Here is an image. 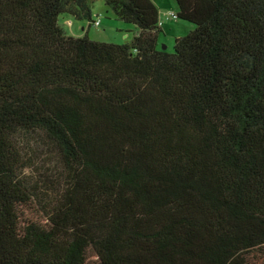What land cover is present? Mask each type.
<instances>
[{
    "label": "trees",
    "instance_id": "16d2710c",
    "mask_svg": "<svg viewBox=\"0 0 264 264\" xmlns=\"http://www.w3.org/2000/svg\"><path fill=\"white\" fill-rule=\"evenodd\" d=\"M101 1L0 0V264H264V0Z\"/></svg>",
    "mask_w": 264,
    "mask_h": 264
},
{
    "label": "rangeland",
    "instance_id": "374dc122",
    "mask_svg": "<svg viewBox=\"0 0 264 264\" xmlns=\"http://www.w3.org/2000/svg\"><path fill=\"white\" fill-rule=\"evenodd\" d=\"M153 3L158 8L161 18L166 13H176V6L173 0H153ZM91 17L93 22L99 20V24L95 28H89L87 34L89 40L117 45L125 43L126 40L123 39L125 35L128 37V40H131L132 27L114 19L112 13L104 7L101 0H93ZM67 20L71 21L72 27L65 24ZM162 22V32L157 37V49L166 53L172 52L175 38L184 37L194 29L193 25L179 20L170 19L164 21L163 19ZM58 25L68 36H81L85 33L84 30L87 27V22L76 21L68 16L61 15L58 18ZM129 30L130 32H127Z\"/></svg>",
    "mask_w": 264,
    "mask_h": 264
},
{
    "label": "built area",
    "instance_id": "2783aa9c",
    "mask_svg": "<svg viewBox=\"0 0 264 264\" xmlns=\"http://www.w3.org/2000/svg\"><path fill=\"white\" fill-rule=\"evenodd\" d=\"M162 18L164 19V21H168V20H170V19H172V20H176V19H177L176 14H174V13H172V12L164 14V15L162 16ZM162 18H161V16H160V18H159V22H158V25H157L158 27H161L162 24H163V22H162L163 19H162ZM98 24H99V20H96V21H94V22L92 23V25L95 26V27H97Z\"/></svg>",
    "mask_w": 264,
    "mask_h": 264
},
{
    "label": "crops",
    "instance_id": "0c3cea01",
    "mask_svg": "<svg viewBox=\"0 0 264 264\" xmlns=\"http://www.w3.org/2000/svg\"><path fill=\"white\" fill-rule=\"evenodd\" d=\"M172 13H174V12H172ZM174 14H175V13H174ZM69 18H70V17H69ZM65 24L68 25L69 27H72V23H71L70 20H67ZM91 27H94V28H95V26H93L92 24H90V25L87 24V27H86V29L84 30L85 33H84L83 35H81V36L75 35V36H72V37H82V36H84V35H86V37H87V34H88V31H89V28H91ZM127 32H130V30L127 31ZM131 32H132V36H133L134 32H133V31H131ZM87 38H88V37H87ZM126 38H127V39H126ZM123 39L126 40L125 43H127V42L130 41V39L128 40V37H127L126 35L123 36ZM127 40H128V41H127ZM123 44H124V43H123Z\"/></svg>",
    "mask_w": 264,
    "mask_h": 264
}]
</instances>
